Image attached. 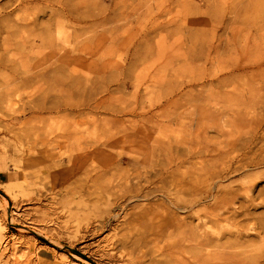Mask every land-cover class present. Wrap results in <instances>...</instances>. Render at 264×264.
<instances>
[{
    "label": "rangeland",
    "instance_id": "rangeland-1",
    "mask_svg": "<svg viewBox=\"0 0 264 264\" xmlns=\"http://www.w3.org/2000/svg\"><path fill=\"white\" fill-rule=\"evenodd\" d=\"M7 1L0 0L3 35L2 26L16 18L32 19L27 14L43 8L31 5L27 11L15 9L8 14L12 6L1 9ZM153 1L159 3L157 9L152 0H142L147 7L138 11L139 23L129 25L126 36L111 44L82 43L86 36H70L73 32L64 21L57 30L61 41L50 50L41 48L36 38L25 49L15 41L6 47L0 40V75L19 71L32 82L26 89L16 80H0V264H210L204 248L197 245L203 230L211 232L191 215L197 207L176 213L188 214L182 230L161 231L153 216L140 223L134 220L153 205L157 216L172 212L174 196H169L168 181L176 170L165 173L169 159L172 169L182 166V172L188 170L190 150L197 147L207 149L203 154L214 160L218 149L222 154L228 151L232 139L245 142L253 137L264 142V0ZM46 22L47 17H41L38 25L44 27ZM37 27L33 34L42 32ZM56 29L52 28V37ZM105 47L109 51L100 55ZM37 49H45L47 55L36 54ZM14 50L32 54L17 58ZM238 66L243 70L235 71ZM12 86L13 93L5 94ZM41 103L43 111L38 109ZM56 136L95 140L99 150L103 141L109 144L105 151L115 157L109 172L116 173L108 172L96 186L141 184L153 192L143 199L127 196L116 203L107 195L102 202L85 193L67 192L68 187L86 184L95 166L88 162L78 174L79 167H67L68 152L56 147L53 159H61L62 170L71 172L54 178L51 169L42 170L52 161L31 165L26 156L33 145L40 149L44 138ZM243 153L250 161L247 151ZM259 156L264 153L251 158L261 160ZM92 160L100 169L101 158ZM159 171L163 173L160 190L153 177ZM239 174L234 178L238 195L244 193L242 181L249 178L255 184L249 195L255 203L264 202V193L256 196L264 191V165ZM124 178L128 185L123 184ZM153 181L158 190L150 184ZM4 188L9 194L2 192ZM188 197L180 195L179 201L193 199ZM255 213L264 214V208ZM131 222L130 230L126 229ZM141 230L146 235L142 243L134 248L119 246L127 231L134 238Z\"/></svg>",
    "mask_w": 264,
    "mask_h": 264
},
{
    "label": "bare ground",
    "instance_id": "bare-ground-1",
    "mask_svg": "<svg viewBox=\"0 0 264 264\" xmlns=\"http://www.w3.org/2000/svg\"><path fill=\"white\" fill-rule=\"evenodd\" d=\"M152 2H154L153 5L154 9H157L159 7V3L153 0ZM142 4H143L142 0H8L1 7V9L4 10L5 8L7 7L10 8L12 6V9L8 12V14H11V12L15 9L18 10L24 9V11H27L29 9V6L31 5H42L43 8L39 9V11L35 10V13H33L34 11L33 10L31 13L27 14L30 15L32 19L25 20V19L16 18V21L13 20L12 22L9 21L10 22L9 25L8 24L5 26L1 25L3 28H5V30H4V35L0 33L1 34L0 40L2 41V43L6 45V47L10 45V42H13L14 44L15 41L17 44L24 46L23 48L25 49L26 48L25 44L28 46H32L31 42H33L34 39L36 38L40 40L41 48L47 46L48 48L46 47L45 48L50 50L61 41V36L59 34L60 32H58L57 30H59L58 29L59 27L61 28L60 21L61 22L64 21V23H66V25L70 27L73 32V34L70 36L74 35L76 39H78L77 36L80 37L86 36L84 41H82V43L87 44L88 42H95L97 45L100 46L111 44L114 41L121 40L126 36L129 25H132L134 23H136L137 25L138 11L144 6L147 7V5H145L147 3H145L144 6H142ZM44 16L47 17V22L44 27H40L42 24L38 25L39 20L41 17L43 18ZM19 19L21 20V23L17 22L19 21ZM0 23H2V20ZM37 26L42 28V32L36 35L33 34L32 32L38 29ZM54 27H57L56 29L57 32H56V36L52 37L51 33H52V28ZM2 30L0 32L3 33ZM75 33H80V34L76 35ZM67 38H69V36H67ZM40 49H37L36 52L35 51L34 52L38 55H43V54L44 56L47 55V53H45L44 51L45 49L44 50L43 49L40 50ZM101 49L102 50L99 53L100 55H103L104 53H107L109 51V48L107 47ZM15 51L16 50H14V54L17 56V58L32 54L31 52H18V51L15 52ZM73 51L74 50H72L71 53H73ZM36 54L33 53V55ZM53 54L55 53L51 51L50 55L52 56ZM88 54H93V52L90 51ZM21 66L24 67L23 68L24 74L28 73L27 70L28 66L25 64ZM242 70L243 68L239 66L236 67L235 69V71H242ZM12 73L13 72H11L10 74ZM0 80L2 83L3 82L11 83L16 80L17 82H19V84H21L22 87H27L26 89H28V86L31 82V78L29 76L27 75L24 76L23 74L22 76H20L19 71L10 76H5V74L0 75ZM217 81L218 83H222L224 79H217ZM14 90L15 88L12 86L6 88L4 92L5 94H9V93H13ZM24 90L25 88H23V91ZM38 109L39 111L45 110L46 108L44 103L39 104ZM29 120H31V118ZM34 120L36 121V119ZM41 129L42 128H40V130ZM258 129H260V127ZM43 135H48V133L47 134L43 133ZM46 139L47 140H45L44 138V140L41 141L40 149H37L36 147L37 145L36 146L33 145L26 153V156L31 165H36V163L38 165L40 164L43 165L44 164L43 161H45L46 159L54 162V164H52V162L49 163V165L45 164L44 165L45 168L43 169L41 168L42 170H45L46 168L48 170L51 169L49 171L51 172L50 177L53 176L54 178L62 177L64 174L69 175L71 172V170H62L61 168L62 165L60 164L61 159L57 161L53 159V157L55 156L53 151H55L56 147H61L60 150H62L63 148L64 150H66L65 151L66 153L67 152L69 153V154L67 153L68 156L66 155L68 157L67 167L69 168L79 167L80 170H78V174H80L82 170L87 168L86 165L88 162H90L93 166H95V168L91 166V169L94 168L98 171L96 172V170H94L95 173L93 174V176L86 175L87 176L86 184H79V182L77 181L79 185H77L75 188L68 187L67 192H71L73 195L75 193L76 194L85 193L87 197L94 196L93 199L96 201L104 200L106 197L105 195H107L106 197L107 200H110L111 198L112 201L114 200V202L115 201L118 202L119 200L125 201L127 196H129L130 197L129 199L132 200L140 197L143 199L153 192V191H149L150 189L149 190L146 189V187L145 186L143 187L141 184L135 185L134 187L131 185L130 186L123 185V187L121 188L120 185L121 183H118L117 186H115L117 188L116 190H114L115 187L111 186L110 183L104 184L103 186H96V182L100 179L105 178L106 174H108V172L111 171L110 161H112L115 158L114 156L113 158L111 154L106 153L105 148L106 147L108 148L107 145H109L106 141L102 142L103 143L101 144L102 149L99 150L98 148H96L97 144H99L97 141L95 140L89 141L81 137L59 138L56 136L55 138L52 139H48V138ZM251 139L245 142L244 141L238 142L236 140L232 141L233 139L231 141H228L227 143L228 151L222 154V150L218 149V151H216L215 153L216 158L214 157L215 158L214 160L207 159L206 154H203L207 152L206 151L207 149L205 150V152L203 150H197V148L199 149V147H197L194 150H190L188 154V159L190 160V162L188 163L189 165L187 171H182V172L179 171V169L182 166L177 167L176 169H172L171 167L172 160L169 159L167 165H170V168H167L165 170V173H173L172 171L176 170L175 171L176 176L170 177L172 178V180L168 181L169 183H171V186L169 188L170 189L169 196H174L172 197L174 198L172 199L173 202L170 201V203H172L171 205L173 208L172 212L168 214L165 212V215L160 217L157 216V214L154 211V208L155 210L157 208L153 207L154 205L149 206L148 208L143 210L142 213L140 212V214H138V217L134 220V222L138 220V222L140 223L142 222V219H146L148 217L147 219L149 220V218L153 216L154 218L152 219V221H155L153 222V224L155 225V227H158L159 230L161 231L171 228L182 230L185 218L186 219L188 218L187 216L188 214L186 216L179 217L176 216V213L177 212L184 213V211L191 212L193 211L194 207H197V209L191 215L195 217L194 219L199 220L200 223L203 224V227L205 225L206 228L211 231V232H207L203 230V232H201V234L197 238V245H200L202 246L201 248H204L206 254L204 255L205 259L210 264H264V214L258 215L255 213L256 210L260 208H264V202L255 203L254 198L249 195V193L252 191V188H254L255 185L254 183H251L252 181L249 182V178L247 180L242 181L241 188H243L244 193L241 195H238V189H235L237 184L235 181L236 179L234 180L236 176L240 175L239 174L240 172L242 173L243 171H246L248 168L251 167H258L260 165H264V156L262 157L259 156L261 160H257V158L254 159V157L251 158L252 156L258 157V155L264 153V146H262L261 144L264 142L259 143L260 141L253 137H251ZM254 147L255 149H253ZM204 148H206V146H204ZM243 150L247 151V154L250 156L249 159L250 161H248L245 152H244L245 154L243 153V155L240 154ZM52 152L54 156L51 155ZM95 156L97 158L98 157L101 158V160H99L100 169L97 168L98 165L97 164L95 165L94 160H92L94 159ZM241 156L242 158H240ZM145 161L146 160H143V162ZM115 167H117V165ZM115 169L116 168H114V170ZM114 172L116 173V171ZM111 173L110 175H112ZM85 174H87V172ZM162 174H163L162 171H159L158 173L157 172L153 173L154 175L153 177L157 178L159 183L158 189L162 187L160 185V183L162 182ZM117 178H119L120 180L119 176ZM125 178L123 180H125ZM175 178L177 179L175 180ZM224 180L227 183H222ZM122 182L124 184L126 180ZM155 182L153 181L150 184L156 186L154 190H158L156 189L157 184ZM248 182L251 183V185L248 186L247 185ZM88 183H91L90 186H87ZM167 188L168 187H166V189ZM248 188L250 189L247 190ZM75 189L78 190L76 191ZM2 192L4 194L7 193L9 194V189L4 188L2 189ZM262 193H264V191H258L256 196L260 197ZM180 195L181 196L187 195L189 197L192 196L190 197V199L191 198L193 199L190 200L189 202H187L188 201L187 199H186L187 201L181 202L179 201ZM175 196H179L178 199ZM182 198L180 200H182ZM121 208L122 207H120L119 209ZM158 212H159V207H158ZM162 214L164 213L162 212ZM134 222L125 225V228L130 230L129 227L130 225L134 224ZM208 224H211L212 226ZM127 232L126 235H123V239L118 241L119 246L121 248H128V247L134 248L135 245L142 243L144 239L143 236H146L143 234L142 230L140 234H137L136 237L134 238L128 235Z\"/></svg>",
    "mask_w": 264,
    "mask_h": 264
},
{
    "label": "water",
    "instance_id": "water-1",
    "mask_svg": "<svg viewBox=\"0 0 264 264\" xmlns=\"http://www.w3.org/2000/svg\"><path fill=\"white\" fill-rule=\"evenodd\" d=\"M70 251H72L71 249H69Z\"/></svg>",
    "mask_w": 264,
    "mask_h": 264
}]
</instances>
